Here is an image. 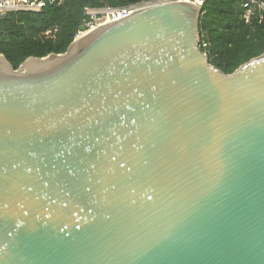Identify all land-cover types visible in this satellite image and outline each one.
<instances>
[{
  "label": "water",
  "instance_id": "1",
  "mask_svg": "<svg viewBox=\"0 0 264 264\" xmlns=\"http://www.w3.org/2000/svg\"><path fill=\"white\" fill-rule=\"evenodd\" d=\"M199 14L1 56L0 264H264V51L222 72Z\"/></svg>",
  "mask_w": 264,
  "mask_h": 264
},
{
  "label": "trees",
  "instance_id": "2",
  "mask_svg": "<svg viewBox=\"0 0 264 264\" xmlns=\"http://www.w3.org/2000/svg\"><path fill=\"white\" fill-rule=\"evenodd\" d=\"M39 11L7 10L0 16V56L15 69L29 57L63 53L87 18L85 8L101 10L154 0H41ZM245 0H203L198 34L209 63L231 73L264 51V10L246 22ZM264 1V0H262Z\"/></svg>",
  "mask_w": 264,
  "mask_h": 264
},
{
  "label": "built area",
  "instance_id": "3",
  "mask_svg": "<svg viewBox=\"0 0 264 264\" xmlns=\"http://www.w3.org/2000/svg\"><path fill=\"white\" fill-rule=\"evenodd\" d=\"M167 0H154L151 2H144L142 4L130 5L126 7L119 8H105L101 10H93L85 8L87 13V18L84 19L82 25L77 30L74 39L80 38L89 31L95 29L101 24L106 22H112L119 20L121 18L127 17L136 8L145 5L146 3H156L163 2ZM194 4L201 6L203 0H190ZM41 0H0V14H3L7 10H29V11H39L41 9ZM244 12L242 17L248 22L256 13V11L264 10V1L262 0H245L242 4ZM199 48L204 51L207 47L205 41L199 40ZM205 52V51H204ZM206 53V52H205Z\"/></svg>",
  "mask_w": 264,
  "mask_h": 264
},
{
  "label": "bare ground",
  "instance_id": "4",
  "mask_svg": "<svg viewBox=\"0 0 264 264\" xmlns=\"http://www.w3.org/2000/svg\"><path fill=\"white\" fill-rule=\"evenodd\" d=\"M4 63V60L3 58L0 56V64H3Z\"/></svg>",
  "mask_w": 264,
  "mask_h": 264
},
{
  "label": "rangeland",
  "instance_id": "5",
  "mask_svg": "<svg viewBox=\"0 0 264 264\" xmlns=\"http://www.w3.org/2000/svg\"><path fill=\"white\" fill-rule=\"evenodd\" d=\"M190 1V0H189Z\"/></svg>",
  "mask_w": 264,
  "mask_h": 264
}]
</instances>
